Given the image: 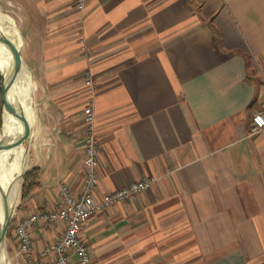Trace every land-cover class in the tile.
I'll list each match as a JSON object with an SVG mask.
<instances>
[{
    "label": "crops",
    "instance_id": "crops-1",
    "mask_svg": "<svg viewBox=\"0 0 264 264\" xmlns=\"http://www.w3.org/2000/svg\"><path fill=\"white\" fill-rule=\"evenodd\" d=\"M6 1L36 82L26 171L40 182L12 222L54 209L62 183L83 189L91 106L96 196L154 178L84 223L94 264H264V0ZM63 226L37 221L29 252Z\"/></svg>",
    "mask_w": 264,
    "mask_h": 264
},
{
    "label": "built area",
    "instance_id": "built-area-1",
    "mask_svg": "<svg viewBox=\"0 0 264 264\" xmlns=\"http://www.w3.org/2000/svg\"><path fill=\"white\" fill-rule=\"evenodd\" d=\"M77 8L84 9L85 0L76 1ZM87 83L93 84V76L87 71ZM87 119L84 155L85 182L83 189L74 193L66 183L60 185V197L57 206L52 210H42L21 219L14 224L15 234L19 242V252L26 256L29 264H94L90 246L82 235L84 223L99 209L107 208L116 202L125 201L151 186L152 176H143L128 181L121 186L97 197L99 138L95 124V115L91 106L84 109ZM264 126V110H257L252 117V130L257 131ZM45 226L62 222V232L52 243L46 244L39 255H32L31 227L36 222Z\"/></svg>",
    "mask_w": 264,
    "mask_h": 264
},
{
    "label": "bare ground",
    "instance_id": "bare-ground-1",
    "mask_svg": "<svg viewBox=\"0 0 264 264\" xmlns=\"http://www.w3.org/2000/svg\"><path fill=\"white\" fill-rule=\"evenodd\" d=\"M0 14V18L4 17ZM0 31L7 37V42H0V67L3 68V73H12L14 81L9 89V96L13 102L20 100V108L32 116V107L29 100L32 95L34 83L32 80L31 71L21 64L22 58L17 54V47L15 46L12 33L0 24ZM30 80V81H29ZM18 84L21 85V98L16 94ZM26 94V95H25ZM20 126L17 116L5 111L3 114L2 124V141H8V147L4 148L9 154L7 163L0 171V225L4 217L3 206L5 203L4 197L7 196V204L13 207L16 203L19 192L18 175L22 172L23 166L26 163V151L21 147L19 140ZM0 264H7L4 257L3 248L0 250Z\"/></svg>",
    "mask_w": 264,
    "mask_h": 264
},
{
    "label": "rangeland",
    "instance_id": "rangeland-1",
    "mask_svg": "<svg viewBox=\"0 0 264 264\" xmlns=\"http://www.w3.org/2000/svg\"><path fill=\"white\" fill-rule=\"evenodd\" d=\"M17 9L14 6H11L10 3L6 0H0V14H4V17L0 18V24L6 29V31H9L12 33V37L14 39L15 42V46L18 49V46L20 48V53L23 57L24 62H22L21 64L23 66L26 67V69L28 68V64L27 62L30 63L29 57H28V50H26L25 48L22 49L21 47V30H23L22 27V22H21V18L19 17L18 12L12 11L10 10V13L12 16H10L8 14L9 9ZM8 9V10H7ZM27 61V62H26ZM32 79H33V83L34 85L36 84L34 77L32 75ZM30 81V80H29ZM21 85L18 84V88H16V94L21 98ZM1 95V94H0ZM32 96H33V92H32ZM22 99H24L25 101V96L22 97ZM17 103H19V106L21 105L20 100H17ZM3 106V101L1 99L0 96V107ZM23 111V110H22ZM25 117L28 119L30 116L28 113H26L25 111H23ZM18 118V122H19V126H20V134L24 129V120L22 118ZM2 122H3V111H0V133L2 132ZM19 134V136H20ZM24 134V133H23ZM21 147L27 152L26 153V158H28V154L29 152L28 150V138L27 136L24 137L23 139V143H21ZM9 158V154L7 153V151L5 149H0V171L2 170L3 166L7 163V160ZM22 182H23V177L20 178L19 181V192L17 195V199H16V203L13 206V209H16V207L19 205L20 201H21V195H22ZM14 226V222L11 221L10 226L8 228V232L9 230L11 231L12 227ZM8 234V233H7ZM13 239L14 237H10L9 235H7L6 237V241L3 247V252H4V257H5V261L7 264H21V257H18L16 254V250L14 248V244H13ZM23 262V261H22ZM24 263V262H23Z\"/></svg>",
    "mask_w": 264,
    "mask_h": 264
},
{
    "label": "water",
    "instance_id": "water-1",
    "mask_svg": "<svg viewBox=\"0 0 264 264\" xmlns=\"http://www.w3.org/2000/svg\"><path fill=\"white\" fill-rule=\"evenodd\" d=\"M7 41L8 40H7L6 35H4L3 32L0 31V42L5 43ZM16 52L22 58L21 63L24 62L23 57L20 53L19 46H18V49L16 50ZM0 72H1V76H2V79H1V98L3 101L2 111H3V114L5 111H8L11 114H13L19 118H22L24 120V129L19 136L20 142L23 143L24 137L27 136V138H29V136L31 134V124L29 123V121L25 117L23 111L21 110V108L19 106V103L13 102L9 96V89H10V87L14 81V77H13L12 73L10 72L7 75L4 74L2 67H0ZM2 124H3V122H2ZM1 139H2V136L0 133V149L7 148L8 147V141H2ZM25 172H26V163L23 166L22 172L18 175L17 179L20 180V178H22L24 176ZM4 200H5V203L3 206L4 217L2 220V224L0 225V250H1V248L4 247L6 237H7V233H8V228H9L10 223L12 221L13 210H14L13 209L14 207L8 206L7 196L4 197Z\"/></svg>",
    "mask_w": 264,
    "mask_h": 264
},
{
    "label": "trees",
    "instance_id": "trees-1",
    "mask_svg": "<svg viewBox=\"0 0 264 264\" xmlns=\"http://www.w3.org/2000/svg\"><path fill=\"white\" fill-rule=\"evenodd\" d=\"M1 72H0V94H1ZM1 96V95H0ZM2 99V98H1ZM2 107H0V111H2ZM40 185L39 182V170L38 167H33L30 170H27L23 176V182H22V195L21 197L24 198L28 192L35 189ZM10 237H13L12 231L9 230L8 234Z\"/></svg>",
    "mask_w": 264,
    "mask_h": 264
}]
</instances>
